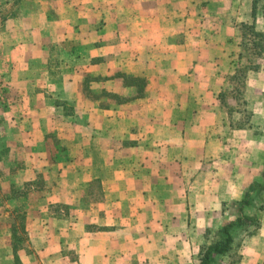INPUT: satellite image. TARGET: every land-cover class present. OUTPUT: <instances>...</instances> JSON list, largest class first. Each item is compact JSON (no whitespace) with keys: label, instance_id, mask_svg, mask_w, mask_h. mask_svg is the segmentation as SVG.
I'll return each instance as SVG.
<instances>
[{"label":"crops","instance_id":"crops-1","mask_svg":"<svg viewBox=\"0 0 264 264\" xmlns=\"http://www.w3.org/2000/svg\"><path fill=\"white\" fill-rule=\"evenodd\" d=\"M250 5L20 0L0 7V147L19 144L28 165L77 201L91 183L100 189L86 214L45 221L53 229L29 234L23 264H135L141 251L175 235L184 249L187 221L208 225L224 202L260 182L264 139L247 149L232 138L235 100L228 96V108L220 100L240 64ZM258 233L244 239L235 264H264V221ZM1 239L8 244H0V264H15L1 255L12 253L10 236Z\"/></svg>","mask_w":264,"mask_h":264},{"label":"rangeland","instance_id":"rangeland-1","mask_svg":"<svg viewBox=\"0 0 264 264\" xmlns=\"http://www.w3.org/2000/svg\"><path fill=\"white\" fill-rule=\"evenodd\" d=\"M259 21V29L262 30L264 21L262 19ZM256 31L264 35V32L257 29ZM251 36H246V41H249ZM257 42L259 43V40H256ZM261 44L264 46V42ZM254 57V62L259 64V68L257 71L250 72L244 95L230 106L233 112L229 115V121L232 123L231 137L236 138L237 141L244 140L247 149H250L252 145L255 148L260 147L259 144L264 139V52ZM237 141L236 144H238ZM254 154L253 151L252 155ZM32 167L24 159V153L19 144L0 147V235L10 236L12 250L10 254L3 252L1 255L14 258L15 264H23L20 257H27V254H30V250L27 249L30 244L29 234L48 232L53 229V226L45 221H74L76 213L86 214L88 212L87 202L100 197L98 185L91 183L92 185L86 187L77 201L74 195L72 197L65 195L62 193L63 189L58 187L55 181L49 180L48 177L51 174L48 176L46 173L44 176L43 172H38ZM260 167L262 175L259 183L263 184L264 157L260 160ZM249 188L250 186L248 190ZM244 195L245 193L242 198ZM53 198H62V202L60 204L50 202ZM237 201L239 200L224 202L221 209L214 212L208 225L202 224V221H187L192 226V232L190 241L184 249L183 241L175 235L174 239L155 242L153 249L141 251L140 260L135 264H198L200 248L222 236L219 231L227 223L236 220L237 206L232 202ZM251 203V207L243 209L244 215L249 217L246 221H255V219L264 221V192L253 195ZM260 207L262 210L259 209ZM251 224L249 223L246 228H237L233 232L235 241H239L240 246L235 247L229 255L216 256L210 264L237 263L241 258L244 239L259 234L260 228L250 235L254 228ZM203 228L204 230L199 232ZM86 230L92 233L96 230V226H86ZM0 244L1 247H5L8 243L1 239ZM143 246L144 244H140V247L143 248ZM129 248V244H126V251Z\"/></svg>","mask_w":264,"mask_h":264},{"label":"trees","instance_id":"trees-1","mask_svg":"<svg viewBox=\"0 0 264 264\" xmlns=\"http://www.w3.org/2000/svg\"><path fill=\"white\" fill-rule=\"evenodd\" d=\"M20 0H0V7L9 6L11 8L16 7ZM251 17L250 24H241L240 32L242 35V51L240 53V64L236 68L235 74L231 79V90L224 92L220 95L221 102L226 105V99L231 96L235 101H238L241 96L244 95L246 89V77L248 72L257 71L259 64L254 62V56H260L264 52V46L261 42H264V35L256 31V18L257 15H261L264 18V0H251ZM14 12L8 14L13 16ZM254 37H252V36ZM246 36H251L249 41H246ZM259 40V43H256ZM141 83V81H139ZM230 115L231 113L228 112ZM264 175V174H263ZM264 177V176H263ZM264 192V183L253 182L250 185L249 190L245 192L244 197L237 201L232 202L237 206V217L235 221L227 223L219 232L222 234L218 239L213 240L209 245H204L200 248L198 254V264H210L212 262L213 255H226L233 251L235 247L240 246L239 241H235L233 232L238 228H246L249 223L254 226L250 235L256 233L260 228V221H246L247 216L244 215L243 209L252 206L251 198L253 195H259ZM259 209L262 210V207Z\"/></svg>","mask_w":264,"mask_h":264}]
</instances>
